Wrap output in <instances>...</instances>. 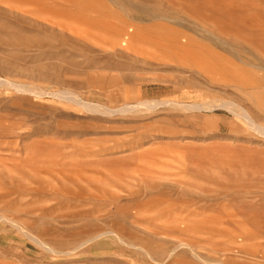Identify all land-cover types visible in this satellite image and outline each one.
<instances>
[{"label":"rangeland","instance_id":"obj_1","mask_svg":"<svg viewBox=\"0 0 264 264\" xmlns=\"http://www.w3.org/2000/svg\"><path fill=\"white\" fill-rule=\"evenodd\" d=\"M0 264H264V0H0Z\"/></svg>","mask_w":264,"mask_h":264},{"label":"bare ground","instance_id":"obj_2","mask_svg":"<svg viewBox=\"0 0 264 264\" xmlns=\"http://www.w3.org/2000/svg\"><path fill=\"white\" fill-rule=\"evenodd\" d=\"M211 108V107H210ZM248 115V114H247ZM253 123V122H252Z\"/></svg>","mask_w":264,"mask_h":264}]
</instances>
